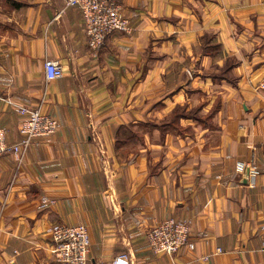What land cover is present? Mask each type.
I'll return each instance as SVG.
<instances>
[{"label": "crops", "instance_id": "1", "mask_svg": "<svg viewBox=\"0 0 264 264\" xmlns=\"http://www.w3.org/2000/svg\"><path fill=\"white\" fill-rule=\"evenodd\" d=\"M119 2L131 30L92 52L64 0H0L6 140L16 105L58 124L20 160L0 155V264H53L48 228L76 223L86 264H264V0ZM171 216L194 247L156 254L146 233Z\"/></svg>", "mask_w": 264, "mask_h": 264}, {"label": "built area", "instance_id": "2", "mask_svg": "<svg viewBox=\"0 0 264 264\" xmlns=\"http://www.w3.org/2000/svg\"><path fill=\"white\" fill-rule=\"evenodd\" d=\"M64 7L78 9L87 46L92 52H98L111 34L131 30L129 19L124 15L119 0H64ZM44 69L47 80L63 75L61 64L53 59L44 60ZM15 110L19 115L20 139L14 143L7 141L6 131L0 126V155L10 153L20 160L31 144L54 136L58 124L40 108L16 105ZM245 168H248V179L253 180L258 174L257 168L253 164L240 165V170ZM48 204L49 200L44 197L39 208H45ZM260 231L261 247L264 250V224L260 226ZM48 233L52 241L53 264H86L90 238L84 224H53L48 228ZM189 235V221L171 216L155 222L148 229L146 242L156 254L174 255L182 248L194 247ZM104 264H129V260L126 254H119Z\"/></svg>", "mask_w": 264, "mask_h": 264}, {"label": "water", "instance_id": "3", "mask_svg": "<svg viewBox=\"0 0 264 264\" xmlns=\"http://www.w3.org/2000/svg\"><path fill=\"white\" fill-rule=\"evenodd\" d=\"M242 179L245 183L248 182V168H245Z\"/></svg>", "mask_w": 264, "mask_h": 264}, {"label": "rangeland", "instance_id": "4", "mask_svg": "<svg viewBox=\"0 0 264 264\" xmlns=\"http://www.w3.org/2000/svg\"><path fill=\"white\" fill-rule=\"evenodd\" d=\"M1 27H2V26H1ZM1 27H0V29H2Z\"/></svg>", "mask_w": 264, "mask_h": 264}]
</instances>
